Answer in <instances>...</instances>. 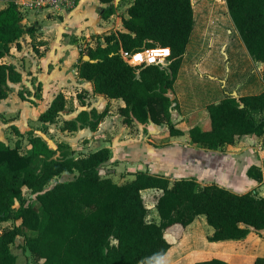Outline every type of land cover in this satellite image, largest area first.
Here are the masks:
<instances>
[{
  "label": "trees",
  "instance_id": "1",
  "mask_svg": "<svg viewBox=\"0 0 264 264\" xmlns=\"http://www.w3.org/2000/svg\"><path fill=\"white\" fill-rule=\"evenodd\" d=\"M6 1L0 9V101L9 96V83L23 77L4 58L13 44L20 48L23 36H35L36 30L23 24L16 0ZM101 1L109 3L101 12L107 19L115 13L114 0ZM225 1L249 54L264 63V0ZM122 21L124 30L105 34V44H88L81 49L79 76L92 81L94 92L124 100L119 112L126 125L135 121L166 124L168 136L160 141L185 134L173 121L174 99L168 92L176 82L194 31L192 0H133ZM154 47L170 48L166 66H134L122 53L132 55ZM262 78L264 81V70ZM36 94L42 98L41 84ZM20 96L27 98L23 91ZM78 98L85 105L82 93ZM65 109V95L58 92L39 120L54 122ZM108 112V105L102 110L82 109L75 118L65 120L61 129L73 132L90 127L95 131ZM208 113L207 126L196 124L188 130L191 142L200 148L224 150L243 135L264 139V90L240 97L226 95L209 104ZM11 128L19 136L15 145L0 140V222L20 223L0 232V264H19L12 249L18 236L24 238L23 248L30 251L35 264H151L172 246L166 230L175 224L186 228L200 214L215 229L210 241L241 240L252 227L264 229V194L256 190L237 192L215 181L202 185L196 177L187 176L172 181L165 174L147 170H138L133 179L118 183L102 174V167L111 159L109 147L76 156L69 143L62 141L54 148L30 130L31 147L24 152V133L15 125ZM65 173L73 176L63 178ZM247 175L261 181V165H250ZM147 188L163 190L156 204L159 221L147 219L148 207L142 196ZM196 264L233 263L211 255ZM253 264H264V255H258Z\"/></svg>",
  "mask_w": 264,
  "mask_h": 264
},
{
  "label": "crops",
  "instance_id": "2",
  "mask_svg": "<svg viewBox=\"0 0 264 264\" xmlns=\"http://www.w3.org/2000/svg\"><path fill=\"white\" fill-rule=\"evenodd\" d=\"M122 1L120 0V2ZM119 3L116 4V0H114L115 13ZM108 6L109 3L101 0H76L75 5L71 8H45L49 9L48 11H45V9L26 10V12L31 11L29 15L22 11L23 24L28 27L34 26L36 28L35 36L25 34L20 40L21 47L19 48L16 44H13L10 54L4 58V61L12 63L20 70L23 77L20 82L9 83L10 94L6 99L0 101V113L4 115V112H15L11 109L14 106L11 101L14 98L12 97L13 94H15L14 96L18 95L20 101L26 100L31 104L30 107L34 109V111L33 109L31 111L32 114L37 113L36 120L46 127L48 126L50 131L53 132L55 126H62L65 120L75 118L82 109L90 110L96 107L102 110L108 105L109 112L97 130L93 131L90 127H84L70 132L62 130L60 126L61 130L59 129V132L63 135V139L59 142L69 143L75 150L76 156L87 154L102 147H109L111 149V159L107 163L112 169L106 171L105 176H111L118 183L133 179L134 172L138 170L158 172L154 170L157 166L163 164L166 166L164 174L169 176L172 181L182 176L196 177L202 185L215 181L233 191L240 192L241 187L234 181L239 172L235 167L236 153L231 150L237 149L234 143L238 140L256 142L258 146L259 142L262 143L261 136H237L233 144L227 145V151H207L200 148L191 142L188 130L196 124L208 125L209 104L202 109L196 107L194 111L191 110L192 112L185 113L177 97L168 92V95L174 99L173 121L185 134L169 136V142L166 145L158 144L153 138L159 139L168 136L166 124L149 122L144 125L135 121L131 126L126 125L116 106H113V104H117L119 108L124 106V100L121 98H108L104 94L94 92L92 81L79 76L77 64L81 49L88 44L91 46L97 45L98 42L105 44L104 35L112 32L110 29L114 26L115 31L117 29L124 30L122 19L127 15L121 16L115 23L113 22L115 13L107 19L102 17V10ZM122 13H125V11ZM27 51L28 53H26ZM23 54H27V57L25 60H21L22 64L20 65L18 64V58L15 56H22ZM141 58H143V55L137 56V59ZM39 84L42 86V98H38L36 94V87ZM21 91L27 97L26 99L20 96ZM58 92L65 95L66 109L60 113L54 122L40 121L39 115L48 107ZM70 93H73L75 100L79 102L74 103L71 107L68 104V94ZM78 93L84 95L85 105L81 104ZM87 93L88 95H86ZM227 95L240 97L247 94L240 95L230 91ZM96 98L101 99L103 104H96L93 101ZM222 99H217L214 103H218ZM47 100L49 103H47ZM73 108L74 110H71ZM29 110L28 108L22 110V116L25 117V113L27 115ZM186 117H190L188 118L189 123L184 120ZM184 123H186V126ZM11 125L17 126L24 134L33 130L51 145L48 141V135L38 128L32 127L33 129L31 128L28 131L20 129L21 124L18 117H10L5 121L0 118V140L12 145L1 136L6 132V128L11 127ZM138 130L139 135H137ZM160 132L164 134H160ZM142 135L149 137L151 135L153 138L148 137L147 141H144ZM81 138H83L82 143H80ZM57 145L51 146L56 148ZM79 148L84 154H79ZM260 152L262 153V151ZM118 175H121L120 181ZM162 193L163 190L159 188L142 190L145 204L146 202L150 204L154 202L156 208L158 198ZM147 219L149 221H159L158 211L156 213L152 211L151 216L148 211ZM170 228L166 230L165 236L172 246L163 257L151 264H196L197 261L206 259L211 255L223 256L233 264H253L258 255H264V238H261L259 234L260 232L264 234V229L256 231L252 227L250 234L241 240L210 241L209 236L213 235L215 229L207 222L204 214L198 215L186 228L181 224H175ZM27 254L31 256L30 251ZM25 263L35 264L31 258Z\"/></svg>",
  "mask_w": 264,
  "mask_h": 264
},
{
  "label": "rangeland",
  "instance_id": "3",
  "mask_svg": "<svg viewBox=\"0 0 264 264\" xmlns=\"http://www.w3.org/2000/svg\"><path fill=\"white\" fill-rule=\"evenodd\" d=\"M122 1V0H121ZM133 0H123L119 3L117 11L114 16L115 21L123 15H127V7L131 5ZM195 11V27L192 32L191 40L187 47V53L184 57L180 72L176 79V82L169 92L176 96L185 113L194 111V108L199 107L202 109L210 103H214L217 99L224 98L230 91L236 92V94H257L264 90V81L262 79V71L264 70V63L261 61H255L251 58L246 46L240 37L235 25L229 15L227 4L225 0H192ZM7 5L6 0H0V9ZM51 9V8H50ZM49 9H45L48 11ZM51 11V10H50ZM125 11V13H122ZM26 12V11H25ZM31 11L25 14H30ZM115 26L111 28V31H115ZM119 30V29H117ZM95 40V38H93ZM28 53V51L26 52ZM159 53V52H157ZM18 58V64H22L21 60H25L27 54L22 56H15ZM169 63V59H164L163 66ZM73 92V91H72ZM25 93H27L25 91ZM84 93V92H83ZM85 94V93H84ZM12 97L11 104L14 105L11 109L15 112L0 113L2 121L10 117H18L20 119V129L28 131L32 127L38 128L44 134L48 135V141L51 145L56 146L59 141L63 139V135L59 132L60 126H55V130L50 131L49 127L45 126L41 122L36 120V115L32 114L33 107H30L28 101H20L18 95ZM88 95V93L86 94ZM90 98V96H88ZM48 101V100H47ZM96 104L100 105L101 99L96 98L93 100ZM21 102V104H19ZM16 103V105H15ZM49 103V101L47 102ZM74 103H79L75 100L73 93L68 94V104L73 106ZM92 103V101H91ZM105 105V104H104ZM112 105V104H111ZM116 106L119 111L117 104ZM105 107V106H104ZM30 109L25 113V117L22 116V110ZM71 110H74L71 109ZM34 111V109H33ZM190 117H186L184 120L189 123ZM62 120V119H59ZM186 126V123H184ZM57 128V129H56ZM33 129V128H32ZM61 130V129H60ZM139 130L137 135H139ZM147 134V133H146ZM160 134H164L161 133ZM7 142L15 145L19 136L16 131L11 127L6 128V132L1 135ZM144 141H147L149 136H141ZM151 137V135H150ZM149 137V138H150ZM153 138V137H151ZM83 138L80 139V141ZM156 143H165L166 140L160 141L153 138ZM138 140H140L138 138ZM23 141V151L28 152L30 150V144L28 143V135L24 134L21 138ZM261 142L258 146L256 142L237 141L234 146L237 149L231 151L236 154V169L239 171L234 178V181L241 188L240 192H246L250 190H256L260 195L264 194V173L261 181L251 180L247 175L248 167L254 163L260 164L264 169V139L261 137ZM81 141L80 143H82ZM152 143V142H150ZM227 151V146L224 148ZM262 151V153L260 152ZM79 154L84 152L79 148ZM112 169L109 164L106 163L102 167V174H107L106 171ZM158 173L164 174L166 166L160 164L156 170ZM73 175L71 173H65L63 178H70ZM118 180H121V175H118ZM30 197L28 192V198ZM149 208V215L152 211L156 213L157 209L153 204L146 202ZM19 204L16 203V207ZM20 220L3 221L0 222V232L7 227L19 224ZM174 230L173 228H170ZM33 234V231H29ZM261 238H264V234L259 233ZM18 239V240H17ZM16 242L13 244L12 249L18 255V263L23 264L29 261L31 256L27 253L29 250L23 248L24 238L22 236L17 237Z\"/></svg>",
  "mask_w": 264,
  "mask_h": 264
},
{
  "label": "built area",
  "instance_id": "4",
  "mask_svg": "<svg viewBox=\"0 0 264 264\" xmlns=\"http://www.w3.org/2000/svg\"><path fill=\"white\" fill-rule=\"evenodd\" d=\"M16 3L18 4L19 8L22 11H26V10H41L45 8H58V7L71 8L75 5L76 0H16ZM169 49L170 48H168L167 50V47H154V48L144 49L132 55L124 51L122 53L125 59L134 66H140L143 64H153V63L162 65V63H164V59L167 58L169 59L170 56ZM157 52H162L163 54L159 55ZM138 55H143V58L137 59ZM262 171L264 173L263 168Z\"/></svg>",
  "mask_w": 264,
  "mask_h": 264
},
{
  "label": "bare ground",
  "instance_id": "5",
  "mask_svg": "<svg viewBox=\"0 0 264 264\" xmlns=\"http://www.w3.org/2000/svg\"><path fill=\"white\" fill-rule=\"evenodd\" d=\"M159 51H160V50H159ZM165 53H166V52H165ZM158 54L161 55V54H163V53H162V52H159ZM138 58H139V57H138Z\"/></svg>",
  "mask_w": 264,
  "mask_h": 264
},
{
  "label": "water",
  "instance_id": "6",
  "mask_svg": "<svg viewBox=\"0 0 264 264\" xmlns=\"http://www.w3.org/2000/svg\"><path fill=\"white\" fill-rule=\"evenodd\" d=\"M120 2V0H116V4H118Z\"/></svg>",
  "mask_w": 264,
  "mask_h": 264
}]
</instances>
